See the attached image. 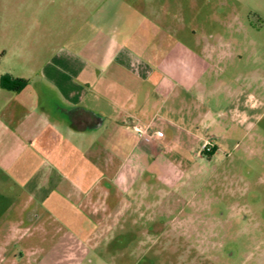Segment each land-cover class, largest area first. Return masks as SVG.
I'll use <instances>...</instances> for the list:
<instances>
[{"label": "rangeland", "instance_id": "374dc122", "mask_svg": "<svg viewBox=\"0 0 264 264\" xmlns=\"http://www.w3.org/2000/svg\"><path fill=\"white\" fill-rule=\"evenodd\" d=\"M146 21L166 32L148 54L214 56L200 91L172 95L169 124L157 123L191 146V161L179 156L191 167L134 154L127 187L82 189L96 215L67 183L37 198L38 219L26 197L7 204L14 191L0 187V215L15 208L0 220V264H264V0H0V77L76 79L99 39L120 41Z\"/></svg>", "mask_w": 264, "mask_h": 264}, {"label": "crops", "instance_id": "0c3cea01", "mask_svg": "<svg viewBox=\"0 0 264 264\" xmlns=\"http://www.w3.org/2000/svg\"><path fill=\"white\" fill-rule=\"evenodd\" d=\"M158 27L146 21L120 41L110 39L100 45L99 39L94 44L96 53L89 56L90 63L78 71L76 79L64 80L68 77L65 70L45 75L41 70L36 80L20 77L26 81L20 91L0 87V187L14 191L7 204L18 205L26 197L23 210L33 204L38 219L41 201L37 198L42 199L53 182L55 188L67 183L80 191L77 196L88 213L96 215L98 207L87 200L89 191L83 194L82 189L86 184L94 189L116 181L119 187H127L128 176L121 173L127 158L134 154L161 156L163 163L177 169L191 167L179 160L185 152L191 161V146L189 150L182 147L179 133L165 136L157 123L168 122L170 110L165 111L167 115L162 113L172 95L180 94L179 90L200 91V76L212 67L214 56L148 54L154 38H159V48L166 37ZM140 47L146 49L143 56L138 55ZM23 92L28 100L21 96ZM136 123L162 133L163 139L157 144L145 142L133 132ZM134 165L129 168L130 175ZM109 166L114 168L110 172ZM98 195L107 196L105 189ZM4 197L0 193V200ZM11 209L15 208L4 210L0 220L7 218Z\"/></svg>", "mask_w": 264, "mask_h": 264}, {"label": "built area", "instance_id": "2783aa9c", "mask_svg": "<svg viewBox=\"0 0 264 264\" xmlns=\"http://www.w3.org/2000/svg\"><path fill=\"white\" fill-rule=\"evenodd\" d=\"M133 132L140 136L145 142L149 143L163 137L162 133L151 131L148 127H144L143 125L136 123L132 127ZM209 143H206L203 147H209ZM210 148H207L206 152L210 151Z\"/></svg>", "mask_w": 264, "mask_h": 264}, {"label": "trees", "instance_id": "16d2710c", "mask_svg": "<svg viewBox=\"0 0 264 264\" xmlns=\"http://www.w3.org/2000/svg\"><path fill=\"white\" fill-rule=\"evenodd\" d=\"M26 85L25 80H11L9 76H3L0 78V87L8 91H20ZM208 152H212V149Z\"/></svg>", "mask_w": 264, "mask_h": 264}, {"label": "flooded vegetation", "instance_id": "af4514ba", "mask_svg": "<svg viewBox=\"0 0 264 264\" xmlns=\"http://www.w3.org/2000/svg\"><path fill=\"white\" fill-rule=\"evenodd\" d=\"M155 225H159V224H155ZM163 227H164V225H162L161 227L160 226H157L156 228H155V235H152V236H154L153 238H155V241H156V243H155V241H154V246L155 245H157L160 241L162 242L163 240H162V231H163ZM146 234L148 235V236H151V235H149V232H148V230L146 231ZM141 236L139 235V238H140ZM145 258V257H144ZM141 259H142V257H141ZM146 259V258H145ZM149 264H152L151 263V261L149 262Z\"/></svg>", "mask_w": 264, "mask_h": 264}]
</instances>
